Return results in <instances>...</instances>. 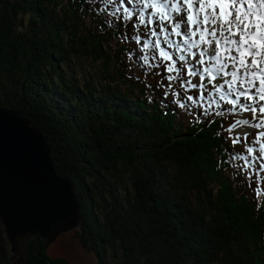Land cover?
<instances>
[{
    "label": "trees",
    "instance_id": "obj_1",
    "mask_svg": "<svg viewBox=\"0 0 264 264\" xmlns=\"http://www.w3.org/2000/svg\"><path fill=\"white\" fill-rule=\"evenodd\" d=\"M117 22L87 0H0V108L42 133L82 243L97 264H264V195L230 159L223 120L129 73ZM43 249L31 240L25 264H68Z\"/></svg>",
    "mask_w": 264,
    "mask_h": 264
},
{
    "label": "snow or ice",
    "instance_id": "obj_2",
    "mask_svg": "<svg viewBox=\"0 0 264 264\" xmlns=\"http://www.w3.org/2000/svg\"><path fill=\"white\" fill-rule=\"evenodd\" d=\"M105 3L117 4V0H105ZM110 15L116 16L119 25L124 27L132 22L137 35L124 33L123 38L137 44L142 41L141 51L153 50V61L156 49L160 50L163 60L172 61L167 71L175 75H169V81L185 76L199 77L195 84L187 83L206 91L209 87L215 88L234 113L251 114L236 120L227 131L233 132L242 125L264 128V104L261 103L264 101V0H127V5L124 0H118V6ZM141 26L145 28L143 36L139 34ZM161 35L169 49L187 52L188 56L181 54L173 61L172 55L161 48L158 38ZM154 37L157 39L153 40ZM174 38H179L180 43H175ZM193 49L198 51L194 53ZM137 60L148 64L149 56L145 54ZM177 63L179 67L175 66ZM187 100L192 101L193 97L188 96ZM181 106L187 107L183 103ZM260 135L264 137V132ZM229 138L233 144L242 139L245 144L260 143L249 140L247 132ZM246 151L249 156L253 153L251 147ZM260 152L264 153V144ZM230 159L247 161L240 166L241 171L251 167L248 156L230 153ZM257 160H264V155H258ZM261 172H264V164L259 165L256 172L257 177L264 179Z\"/></svg>",
    "mask_w": 264,
    "mask_h": 264
},
{
    "label": "water",
    "instance_id": "obj_3",
    "mask_svg": "<svg viewBox=\"0 0 264 264\" xmlns=\"http://www.w3.org/2000/svg\"><path fill=\"white\" fill-rule=\"evenodd\" d=\"M78 221L73 187L56 174L41 132L0 108V228L6 237L25 254L30 239L48 246Z\"/></svg>",
    "mask_w": 264,
    "mask_h": 264
},
{
    "label": "rangeland",
    "instance_id": "obj_4",
    "mask_svg": "<svg viewBox=\"0 0 264 264\" xmlns=\"http://www.w3.org/2000/svg\"><path fill=\"white\" fill-rule=\"evenodd\" d=\"M87 2L91 6H93L98 12H101L106 19L114 18L115 21H118L116 16L110 15V13H112L115 10V8L118 6V0H117V4H108V5H106L105 0H87ZM124 2L127 5V0H124ZM128 6L131 7V5ZM102 9L104 10L101 11ZM134 20L135 17H133V21ZM157 31L159 30L157 29ZM125 33H128L130 35H137V31L135 28H133L132 22H127V29ZM144 33H145V28L141 26L139 29V34L143 36ZM158 38L162 40L161 48H163L164 51L168 52L166 48L169 47L168 45L163 43V39H164L163 35H161ZM155 39L157 38L154 37L153 40ZM123 40L126 43L128 52L130 53L125 57V62L127 63L126 64L127 71L135 75H140L144 80H147V82L153 83L155 84V86H159L162 100L165 103L175 106L176 108L179 107L180 109H183L185 111L188 110L193 114H199L200 112H202L207 116V118L214 113L215 115L224 118V122L222 126L226 129L240 118L239 113L238 114L234 113L231 110V106L227 104L226 100H221L220 98H218L217 101L216 100L214 101L210 98L211 96L209 97L210 95L209 90L207 91L203 90L201 87L200 88L191 87V84L196 83L195 80L197 78L193 79L192 76H185L181 79H174L172 81H169L167 77L169 75H175L174 72L169 73L167 71L168 66L172 64V61L163 60V58L159 56V51H160L159 49L155 50L156 60L153 61L152 60V56L154 55L153 50L144 49L143 51H141L142 41L141 44H137L136 41L131 39L125 40L123 38ZM145 54L149 56L148 64H144L142 60L140 61L137 60V57H140ZM169 54L172 55L173 61H175L178 59L179 55L184 53H181L179 51L176 55L172 54L171 52H169ZM175 66L179 67V63H177ZM188 81H190L191 84L187 83ZM215 92L216 91H213V93ZM188 96H192L193 100L188 101L187 100ZM215 96L220 97L217 95ZM182 103L186 104L187 107H182L181 106ZM257 131L259 130L256 128H251L242 125L237 130H234L233 132H229V137H235L238 133L247 132L249 140H254L255 138H257L256 136ZM253 133H255V135H253ZM228 140L232 147L231 153H236L242 156H248V159L251 161V167L245 169L243 172L249 177H251V179H249L252 182L250 186L255 190L256 195L264 192V179H260L256 175L257 169L259 165L263 164L262 163L263 161L257 160V155L254 153V151L250 156L246 151V148L253 146L254 143L245 144V142L242 139L240 143L233 144L231 138H229ZM237 162L240 165H244L245 163H247V161L245 160H238ZM260 176L264 177V172H261ZM118 195L121 194L118 192ZM4 238L8 242L7 258L10 260V264H25L27 256L17 251L12 245L11 241L6 237V235H4ZM31 240L35 242L34 239H30L28 242H30ZM43 247H44L43 249L44 258H46L49 261L55 262L57 260H64L68 264L98 263L96 254L92 249H90L88 243L87 244L82 243L78 232V226L74 227L73 229L67 232L61 233L59 236L56 237L54 242L50 243L48 246L43 245Z\"/></svg>",
    "mask_w": 264,
    "mask_h": 264
},
{
    "label": "bare ground",
    "instance_id": "obj_5",
    "mask_svg": "<svg viewBox=\"0 0 264 264\" xmlns=\"http://www.w3.org/2000/svg\"><path fill=\"white\" fill-rule=\"evenodd\" d=\"M196 39H198V37H196ZM178 42L177 43H180V41L178 40V39H176ZM195 52H197L198 50L197 49H193ZM193 51V52H194ZM189 58H191V57H189ZM206 82V81H205ZM226 87V86H225ZM223 90V89H222ZM213 95L215 96V95H217V96H219L218 94H217V92H215V93H213ZM229 98H231V97H229ZM262 104H264V101H262L261 102ZM251 114L250 113H239V117H240V119H243V118H246V117H248V116H250ZM26 120V119H25ZM259 130H261V131H258L257 132V134L258 133H260V132H264V128H259ZM41 135H42V133H41ZM43 136V135H42ZM44 138V137H43ZM46 142V141H45ZM5 233V232H4ZM40 243H42V242H40ZM39 243V244H40ZM28 244H29V242H28ZM28 244H27V246H28ZM43 244V243H42ZM27 246L25 247V255L27 254V251H26V249H27ZM35 246H37L36 244H35Z\"/></svg>",
    "mask_w": 264,
    "mask_h": 264
}]
</instances>
